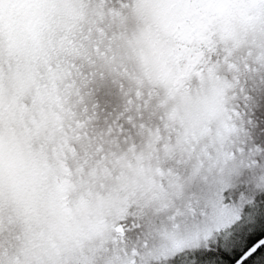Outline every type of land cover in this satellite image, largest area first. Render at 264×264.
I'll list each match as a JSON object with an SVG mask.
<instances>
[{"label":"snow or ice","instance_id":"obj_1","mask_svg":"<svg viewBox=\"0 0 264 264\" xmlns=\"http://www.w3.org/2000/svg\"><path fill=\"white\" fill-rule=\"evenodd\" d=\"M25 3L0 15V264H264V146L231 127L221 78L264 69V0ZM124 79L139 144L90 131Z\"/></svg>","mask_w":264,"mask_h":264},{"label":"trees","instance_id":"obj_2","mask_svg":"<svg viewBox=\"0 0 264 264\" xmlns=\"http://www.w3.org/2000/svg\"><path fill=\"white\" fill-rule=\"evenodd\" d=\"M18 1L7 0L6 3L15 4ZM261 74H264V69L257 70L249 61L248 64L241 62L238 71L232 72L226 70L221 77L224 81L234 86V90H230L229 93L231 98L228 105L231 127L237 130L241 138L247 137L248 143L256 147L264 146V103H261L258 99L256 104L249 105L246 103L244 97L252 94L253 83L259 82ZM123 87L126 91L131 92L129 97H124L121 94V82L118 80L116 84H109L104 90L99 92L94 98L93 103L89 104V110L92 111L94 107L96 115L90 131L107 132L111 128L115 136L120 135V125H122L124 135L131 133L139 144L141 142L140 129L130 127L128 119L129 115L136 116V123H140L139 114L135 112V107L142 103V99L137 98L135 85L131 84L127 79L123 80ZM146 96L147 89H144L143 97ZM129 99L132 101L131 105L128 104ZM129 107L133 109L131 113L128 112ZM151 128L153 131L156 130V122H152ZM215 128V121H212L210 131L214 133ZM161 134H163V129H161ZM120 139L123 140V135H120Z\"/></svg>","mask_w":264,"mask_h":264},{"label":"rangeland","instance_id":"obj_3","mask_svg":"<svg viewBox=\"0 0 264 264\" xmlns=\"http://www.w3.org/2000/svg\"><path fill=\"white\" fill-rule=\"evenodd\" d=\"M7 0H3V12L0 13L6 22L13 25L21 23L27 15V8L25 0H19L17 3H6ZM16 7L17 10H16ZM8 11V12H7Z\"/></svg>","mask_w":264,"mask_h":264}]
</instances>
